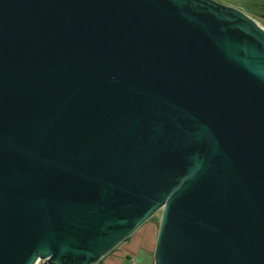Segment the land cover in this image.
Instances as JSON below:
<instances>
[{
	"label": "water",
	"instance_id": "1",
	"mask_svg": "<svg viewBox=\"0 0 264 264\" xmlns=\"http://www.w3.org/2000/svg\"><path fill=\"white\" fill-rule=\"evenodd\" d=\"M157 214L155 264H264V28L0 0V264H98Z\"/></svg>",
	"mask_w": 264,
	"mask_h": 264
},
{
	"label": "crops",
	"instance_id": "2",
	"mask_svg": "<svg viewBox=\"0 0 264 264\" xmlns=\"http://www.w3.org/2000/svg\"><path fill=\"white\" fill-rule=\"evenodd\" d=\"M159 221L144 224L98 264H155Z\"/></svg>",
	"mask_w": 264,
	"mask_h": 264
},
{
	"label": "rangeland",
	"instance_id": "3",
	"mask_svg": "<svg viewBox=\"0 0 264 264\" xmlns=\"http://www.w3.org/2000/svg\"><path fill=\"white\" fill-rule=\"evenodd\" d=\"M216 1L225 4L227 6L239 7L249 16L255 18V20L264 28V12L260 11V9L258 8L259 6L264 5V0H216ZM261 15L263 16L261 17ZM159 217L160 214H157L150 221H157Z\"/></svg>",
	"mask_w": 264,
	"mask_h": 264
},
{
	"label": "flooded vegetation",
	"instance_id": "4",
	"mask_svg": "<svg viewBox=\"0 0 264 264\" xmlns=\"http://www.w3.org/2000/svg\"><path fill=\"white\" fill-rule=\"evenodd\" d=\"M234 8H237V9H239V10H241L239 7H235V6H233ZM259 9H260V11H262V12H264V5H262V6H259L258 7ZM241 11H243V10H241ZM244 12V11H243ZM244 13H246V12H244ZM247 14V13H246ZM248 15V14H247ZM263 15H261V17H262ZM251 17V16H250ZM253 19H255V18H253Z\"/></svg>",
	"mask_w": 264,
	"mask_h": 264
},
{
	"label": "built area",
	"instance_id": "5",
	"mask_svg": "<svg viewBox=\"0 0 264 264\" xmlns=\"http://www.w3.org/2000/svg\"><path fill=\"white\" fill-rule=\"evenodd\" d=\"M45 261L39 260L36 264H44Z\"/></svg>",
	"mask_w": 264,
	"mask_h": 264
}]
</instances>
